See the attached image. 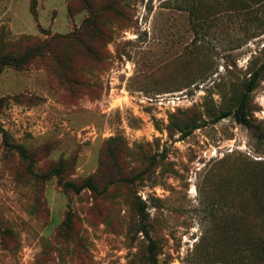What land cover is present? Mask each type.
Segmentation results:
<instances>
[{"label":"rangeland","instance_id":"obj_1","mask_svg":"<svg viewBox=\"0 0 264 264\" xmlns=\"http://www.w3.org/2000/svg\"><path fill=\"white\" fill-rule=\"evenodd\" d=\"M259 132L264 0H0V264H264Z\"/></svg>","mask_w":264,"mask_h":264},{"label":"trees","instance_id":"obj_2","mask_svg":"<svg viewBox=\"0 0 264 264\" xmlns=\"http://www.w3.org/2000/svg\"><path fill=\"white\" fill-rule=\"evenodd\" d=\"M258 77H259V72L252 74V76H251V78H250V80H249V82L247 83V86H246V91H245L246 94H244L245 96L242 98V100H241L240 104L238 105V107L234 110V112H224V113H222L220 116H218L217 121L232 115L236 123H238V124H240V125H242V126H244L246 128H252L253 127L252 124L250 123L248 117L245 115V109H246V101H245V99H246L247 95H249L253 91L254 86H255V82L258 79ZM1 133H2V138H3V143H5L4 142V140H5V132L1 131ZM259 137L264 140V133H260ZM7 146H8V144H7ZM65 186L71 188L74 193H79L80 190H81L79 187H76L74 184H65ZM87 187L91 188L90 186H87ZM263 211H264V208H263ZM261 249H262L263 254H264V244L261 247Z\"/></svg>","mask_w":264,"mask_h":264}]
</instances>
